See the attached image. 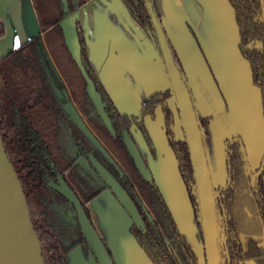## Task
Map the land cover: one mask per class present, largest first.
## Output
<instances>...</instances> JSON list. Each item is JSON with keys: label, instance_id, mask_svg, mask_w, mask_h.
Listing matches in <instances>:
<instances>
[{"label": "trees", "instance_id": "1", "mask_svg": "<svg viewBox=\"0 0 264 264\" xmlns=\"http://www.w3.org/2000/svg\"><path fill=\"white\" fill-rule=\"evenodd\" d=\"M88 1L33 0L41 32L0 58V135L7 155L21 180L32 222L42 245L45 264H66L67 255L74 244L87 241L84 234L80 233L79 240L71 245L69 240L50 224L49 205L63 206V203H66L69 207L70 204L57 194L48 182L57 174L63 175L81 196H88V199L104 188L97 178L86 173L82 164L78 163V148L86 144L91 145L90 149L93 150L94 146L91 138L67 115L63 103L67 87L99 137L116 152L123 155L125 151L128 153L120 136L121 128L127 129V126L120 122L115 123L108 111L104 110L103 116L100 115L90 97L89 85L93 86L96 92H99L103 85L97 80L87 59V48L80 23L77 22L76 26L81 47V65L72 55L60 24L64 18ZM122 1L131 18L152 36L145 0ZM228 1L235 11L240 37L239 50L243 58L250 63L253 83L260 89L264 112V0ZM5 34L6 28L0 16V40ZM171 100V90H163L146 100L141 108L144 110L145 107L159 106L162 111L166 135L177 158L179 172L198 222L196 198H192L186 183L188 175L185 171L190 178L193 173L189 151L184 139L176 135V120ZM122 116L126 120L135 119L133 115ZM136 127L155 160L157 148L151 133L142 121L138 122ZM228 147V162L233 169V178L231 186L223 194L224 204L220 212L227 224L231 222L226 224L224 231V242L228 254L231 255L230 264H264V240L243 233H249L250 227L255 228V231L258 229L259 218L250 216H258L260 212L252 194L250 179L246 175L240 145L237 141H232ZM262 180L260 192L264 196V179ZM96 187L98 190L95 192ZM143 190L150 195L147 201L155 220L150 219L146 234L142 235L137 229L131 228V235L152 264H192L188 256L190 251L196 253L195 248L179 228L159 186L156 184L152 188L145 184ZM165 229H169L171 234L177 235L181 240L178 247L172 243L171 253L164 241V237L169 238ZM235 233L238 234L239 241L234 239ZM231 249H234V252H230Z\"/></svg>", "mask_w": 264, "mask_h": 264}, {"label": "water", "instance_id": "2", "mask_svg": "<svg viewBox=\"0 0 264 264\" xmlns=\"http://www.w3.org/2000/svg\"><path fill=\"white\" fill-rule=\"evenodd\" d=\"M119 1L125 9L134 36L147 58L151 61L152 68L154 70L159 69L162 72L166 77L167 84L165 88L149 94L142 102H137L126 90L114 94L117 100L112 97L117 106L119 105L118 107H123L124 110L121 111L123 114H130L138 113L143 103L156 93L165 89L171 90V103L174 101L176 104L179 123L183 130V136H178V138L184 139L188 147L194 177L197 182L199 224L204 236L206 258L208 264H222L225 262L223 259L225 254L223 227L217 208L218 193L215 192L213 162L210 157L211 153L206 134H209V140H213L216 145L215 148L220 151L224 148L225 139L235 137V140L241 146L243 160L250 174L252 173L253 162H255V165L261 162V169L252 176L253 185H255L257 177L264 169L262 96L260 89L253 83L250 63L243 58L239 50L240 37L235 11L228 0H193L194 7L200 11V17L196 22L194 7H189L187 0H162L168 15L166 20L171 19L177 27V33L171 34L165 24L163 14L159 10L155 11L153 2L147 0L149 16L152 19L153 28L158 38V44H156L131 18L123 1ZM73 13L64 18L60 24L72 55L81 65V47L77 35V22L73 21L72 18ZM205 14H208L213 23L205 22ZM211 24H213V27ZM81 28L83 31L82 25ZM40 32L39 23V30L25 42L39 35ZM171 44L182 60L187 76L182 72L181 65L175 60ZM92 97L97 102L94 93ZM100 109L103 113L101 107ZM210 117L213 120L210 122L209 128L206 129L203 127L201 120ZM75 118H78L77 115ZM76 121L81 127L85 128L81 121L78 119ZM161 124L159 122L155 134H153L158 151L157 161L151 157L144 143L146 154L149 157L148 162L153 166L155 179L158 181V186L176 222L183 234L192 243L190 238L192 235L195 234L200 238L198 222L187 188L179 172L177 158L170 145L165 128L161 127ZM156 137H159L163 145L165 141L167 149L164 159L161 158L159 146L156 144ZM125 144L141 175L147 181H151V168L147 166L140 149L127 133ZM247 148L253 152L251 157ZM220 157L218 156V158ZM92 161L95 169L130 213L132 220L139 228L144 229V222L128 194L96 159L92 157ZM53 187L76 206L82 232L94 251L99 264H114L103 243V236L94 228L76 195L65 181L61 179V185H53ZM115 231L112 230L116 235V244L123 247V242L118 236L116 228ZM0 264H45L42 245L32 222L21 180L7 155L1 135Z\"/></svg>", "mask_w": 264, "mask_h": 264}, {"label": "flooded vegetation", "instance_id": "3", "mask_svg": "<svg viewBox=\"0 0 264 264\" xmlns=\"http://www.w3.org/2000/svg\"><path fill=\"white\" fill-rule=\"evenodd\" d=\"M150 1L153 2V7H154L155 11H158V7H157L155 0H150ZM145 6H146L148 17H149L150 23H151L150 29L153 32L152 36L149 35V37L154 43L158 44V38L156 37V33H155L154 28H153L152 19L149 16V11H148V7H147V0H145ZM85 43H86V40H85ZM171 47H172V50H173L174 55H175V60L181 65L182 72L187 76V73H186V70H185V67H184L182 60L178 56V54H177V52H176V50L172 44H171ZM86 48H87V45H86ZM86 56H87V59L91 65V68H92L97 80L101 82V80L97 76V74H96V72H95V70H94V68H93V66L89 60L87 50H86ZM187 80H188V78H187ZM102 85H103V88L101 90H99V92L98 91L96 92L94 87L89 85L88 91H89L90 97H91V99L95 105L97 112L100 115L103 116V113L101 112V109H100V107H101L103 111L104 110H105V112L108 111V113L111 116H113L115 123L120 122L121 124L123 123V126L124 125L127 126V129L125 127L121 128L120 136H121V141L123 142V145L125 146L128 153H126V151H125L124 152L125 155H123L121 152H118V151L116 152L114 149L111 148L110 144L106 143V141L104 139L99 137V135L91 127L90 122L87 119L88 117L85 115V113H83L79 109L78 104L75 102L74 98L72 97L70 89L67 87L66 91H64L65 96L63 97V99H64L63 103H64L65 110L67 112V115L69 116L71 121H73L88 137L91 138V140L93 142L92 144L94 146L93 150L90 149L91 145H86V144L83 147L78 148V153L80 154L79 159H78V163L82 164L86 173L90 174L92 177L97 178L98 183L101 186H104V188H102V189L100 188L101 190L98 194H96L93 198L88 199V196H84V197L81 196L80 193L77 191V189H75V187L68 180H66V177L63 175L57 174V176L51 182H48L50 184V187L57 194H59L61 197H63L65 200H68V203L70 204L69 207L66 205V203H63V206H60L57 204L49 205L48 219L50 220V224L53 226V228L55 230H57L58 233L61 234L63 237L67 238L71 245L76 243L79 240V235H80V233L82 234L83 232H82V227L80 224V219H79V215H78L76 206L68 198L63 196L59 191H57L53 187V185L54 186H60L61 185V179H63L65 181L67 186L76 195V197H77L78 201L80 202L83 210L85 211L86 215L88 216L89 220L92 222V224L96 230H97V228H96V226L93 222V219H92V212L90 209V205L92 202L97 200L103 194L110 195V197L112 198V202H113L111 204L118 207V209L121 210L122 213L124 212L123 210H125L128 213L129 217L131 218L130 213L122 205L119 198L113 192L112 188L106 183V181L98 173L97 169H95V165L92 161V157L94 159H96L100 163V165L103 166L115 178V180L118 182V184L121 186V188L128 194V196L130 197L132 202L135 204V207L137 208V210H138V212H139V214H140V216L144 222L145 227H144V229L139 228L131 218L130 231H131V228H134V229H137L142 235H144L147 233L146 226H150V219L155 220V217L153 215V211L150 210V205H149L150 203H149V201H147V197H149L150 195L145 193L143 188H145V184L154 188V186L156 184L158 185V182L155 179V175L152 172V170H150L151 175H152L151 181H147L141 175L139 169L137 168V166L134 162L133 157L131 156V154H130V152H129L126 144H125V135L127 133V135L130 136L131 139L135 142V144L138 146V148L140 149V151L142 153V158L144 159L147 166L149 167V162H148L149 157L146 154V149H143L144 150L143 151L142 148L140 147V143H138L139 141H137V139H141L142 144L145 148L143 137H142L140 131L137 129L136 125L138 122L142 121L146 125V127L148 128L149 132L151 133V135L153 137V133H154L153 130H155L158 127L159 122L162 123L161 127H164L163 113L159 109V106H157V107L155 106L153 108L145 107L144 110H142V108H140L138 110V113L134 112V113H130V114H126V113L123 114L121 112L120 108L117 106L112 95L110 94V92L105 87V85L103 83H102ZM165 90H167V89H165ZM93 93L96 97L97 102L92 97ZM192 93H193V90H192ZM171 106H172L173 111L175 113V120H176L175 132H176V135L178 137L179 132H180L181 135L183 136V130H182L180 123H179V121H180L179 115H178L177 107H176V104L174 101H172ZM115 112H117V114ZM75 114L78 117L77 119L79 121H81V123L85 126L86 129L81 127L77 123V121H76L77 119L75 118L76 117ZM120 114L128 115V116L133 115L135 117V119L134 120H129V119L126 120ZM212 120H213V118H211V117L206 118V119H202L201 122H202L203 127L208 129L210 122ZM182 136H179V137H182ZM206 138L209 141L210 137H209L208 133L206 134ZM232 141H236L235 137H233V139L227 138L224 140V148L222 150H224L225 159H226L225 169H221L216 165L217 169H219V171H218L219 172L218 173L219 179L217 181H215V185H216L215 192L218 193L216 202H217V208H218L219 215H220L221 222H222L223 237H225L224 231L226 229L227 221H226V219L223 220L220 210L224 204V197L225 196H223V194L228 190L229 186H231V182H232V178H233V169L231 167V163L228 162L229 161L228 160V154H229V149H228L229 147L228 146H230V142H232ZM115 145L118 147L117 144H115ZM240 151H241V146H240ZM189 156H190V153H189ZM101 157H103L104 160ZM210 157L212 159L211 154H210ZM214 158H215V154H214ZM157 159H158V151H157V157L155 158V160L157 161ZM190 162H191V158H190ZM212 162H213V159H212ZM191 167H192V172H193L192 178H190L188 172L185 171L188 175L186 183H187V187L189 188V192H191L192 198L193 197L196 198L195 202H196L197 209L199 212L197 191H196L197 182H196L195 177H194V170H193L192 162H191ZM260 169H261V162L259 164H256L254 167H252V173L250 174L247 171L246 164H245L246 175L250 179V187L252 188V191H253L252 194L254 196V200L257 202V208L259 209V212L261 215L259 214L257 216L255 214V215L250 216L253 218L257 217V219L259 218V221L257 223L258 229L255 231V228L250 227L249 233H246V232H243V233L246 235H249V236L252 235L254 237H258L259 239L264 240V196L260 192V187H261L260 182L263 183L262 178L264 179V169H263L262 173L257 177L255 185H253V183H252V176H254V174H256ZM213 175H214V171H213ZM153 183H154V185H153ZM97 190H98V187L95 188V192ZM121 207H123V209ZM112 209H114V208H112ZM197 218H198V232H199V236H200V239H201V242L203 245L202 246V248H203V255H202L203 260L201 259L199 252L196 250L195 247L194 248H195L196 253L190 251L188 258H189L190 263H192V264H208V260L206 258L207 254H206L205 249H204V246H205L204 236L202 233V228L199 224V213H198ZM229 224H227V225H229ZM260 226H261V228H260ZM158 229L161 232V228L159 225H158ZM165 231H166L167 235L169 236V238L164 237V241L167 245L169 252L171 253V251L173 252V250H171L172 243H174L178 247V243L181 240H179L180 237H178L177 235L171 234L169 229H165ZM233 235H234V239L236 241H239L238 240V234L235 233ZM177 240H179V241L176 242ZM103 243L105 244L110 257L112 258L113 263L116 264V262H114V258H113L114 257L113 251H112L111 247L107 244V241L104 238H103ZM83 244L87 245L91 249L88 241H83V242H80L78 244H74L75 246L72 248V250L69 252V254ZM224 248H225V254L223 255V259L225 260V262L222 264H230L231 255H229L227 252L225 242H224ZM91 251H92V253L96 259V263L99 264L94 251L92 249H91ZM230 252H234V249L233 250L231 249ZM69 254L67 255V257L69 256ZM192 255H193V257H192ZM249 263L250 262H247V264H249ZM252 264H254V263L252 262Z\"/></svg>", "mask_w": 264, "mask_h": 264}, {"label": "crops", "instance_id": "4", "mask_svg": "<svg viewBox=\"0 0 264 264\" xmlns=\"http://www.w3.org/2000/svg\"><path fill=\"white\" fill-rule=\"evenodd\" d=\"M155 2L165 18L168 31L176 34L175 23L171 19L166 20L168 15L162 0ZM187 4L194 7L193 0H187ZM203 6L206 7L205 4ZM194 11L197 22L200 11L195 7ZM0 16L6 27V34L0 40V57L24 43L39 30L32 0H0ZM204 16L205 22L213 23L208 14ZM72 18L82 25L89 60L97 76L114 98L115 93L126 90L137 102H142L149 94L166 87V77L159 69L152 68L150 59L134 36L133 28L119 0H90L77 9ZM211 25L213 27V24ZM119 108L124 110L122 106ZM153 131L155 134V130ZM137 141L142 150L145 149L141 139ZM111 203L113 202L110 195L103 194L90 205L93 222L109 246L112 230L115 231L116 228L119 231L120 222L126 221L121 210ZM112 208L117 213L112 212ZM112 251L114 252L113 249ZM117 255L121 261H125L124 256L118 253ZM115 261L118 264L117 260ZM67 264L97 263L91 249L83 244L69 254Z\"/></svg>", "mask_w": 264, "mask_h": 264}, {"label": "rangeland", "instance_id": "5", "mask_svg": "<svg viewBox=\"0 0 264 264\" xmlns=\"http://www.w3.org/2000/svg\"><path fill=\"white\" fill-rule=\"evenodd\" d=\"M179 136H182L180 132H179ZM156 139H157L156 144H157V146H159L161 158L163 157L162 159H164L165 155H166V149H167L165 146V141H164V145H163L160 142L159 137H156ZM208 144H209V151H210L212 159H213L212 166H213V171H214V178H215V181H217L219 179L218 178L219 177V175H218L219 169H217L216 164L219 168L225 169V167H226L225 153H224V150L220 151L219 149L215 148L216 145L214 144L213 140L210 139L208 141ZM213 145H215V146H213ZM247 149H248L249 156L251 157V155H253V152L251 150H249V148H247ZM217 153H218V155H217ZM213 154L216 155V162H215V158H214ZM218 156H221V157L218 158ZM149 166H150L152 172L154 173V169H152L153 166L150 163H149ZM252 166L253 167L255 166V162H253ZM121 208L123 209V207H121ZM111 210H112V212L117 213V211L115 209H111ZM123 211H124L123 215L126 218V221L120 222L121 229H120V231L117 232L118 236L120 237V239L123 242V247L116 245V235L114 233H112L110 235V244H111L110 247H111V249L114 250V252H113L114 262H116L115 260H117L118 264H152L150 262V260H148L144 251L138 246V244L134 240L133 236L131 235V233H130L131 218L129 217L128 213L125 210H123ZM190 238L192 240L194 247L199 252L201 259L203 260V256H202L203 255V248H202L203 245H202L201 239L198 238L195 234L192 235ZM117 253L119 255L124 256L125 261H121L117 255ZM249 264H252V262H250Z\"/></svg>", "mask_w": 264, "mask_h": 264}]
</instances>
